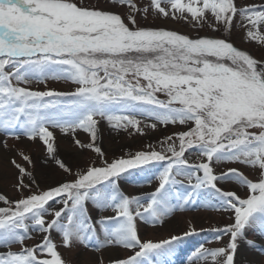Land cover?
Here are the masks:
<instances>
[{"label":"snow or ice","instance_id":"1","mask_svg":"<svg viewBox=\"0 0 264 264\" xmlns=\"http://www.w3.org/2000/svg\"><path fill=\"white\" fill-rule=\"evenodd\" d=\"M116 8L122 11L111 10ZM150 12L172 19L179 15L186 21L190 17L189 22L200 27L210 13L225 31L231 30L238 15L247 39L264 45V6L238 8L235 0H150L142 7L134 0H108L107 7L89 6L84 0H0L3 149L9 138L39 140L47 158L70 173L56 159L55 129L71 134L79 148L103 156L95 144L101 120L116 131L131 129L140 135L158 124L193 125L167 136L160 151L141 150L105 160L103 166H90L70 182L16 201L0 195V202L7 205L0 207V248L21 245L19 252L0 251V264H66L51 238L53 231L66 249L91 244L90 250L98 253L110 254L117 247L132 253L109 264H163L173 245L195 230L158 242L142 241L137 219L162 224L177 209L194 204L201 193L210 198L202 206L215 207L210 201H216L218 210L232 213V222L211 230L227 235L228 242L216 249L201 246L193 253L197 261L254 264L241 258L242 250L264 253V245L248 239L249 232L264 237V61L227 38H191L174 30L137 26V14L146 18ZM50 79L77 87L64 92L21 86ZM78 131L89 134L91 142L76 139ZM191 149L203 158L201 162L185 158ZM18 154L32 165L28 155ZM10 163L18 170V190L30 187L24 177L35 183L32 173L15 159ZM214 163L258 168L259 177L248 179L237 168L217 174ZM154 164H161L162 170L146 198L121 192L117 181L122 174ZM221 182L236 183L246 193L242 197L224 190L218 186ZM49 202L62 206L50 211ZM86 202L114 215L93 220ZM49 215L51 220H46ZM30 229L44 235L40 243L24 247L31 239ZM98 264H105L103 256Z\"/></svg>","mask_w":264,"mask_h":264},{"label":"rangeland","instance_id":"2","mask_svg":"<svg viewBox=\"0 0 264 264\" xmlns=\"http://www.w3.org/2000/svg\"><path fill=\"white\" fill-rule=\"evenodd\" d=\"M79 2V0H77ZM138 6H146L150 3V0H134ZM84 3L89 6L107 7L108 0H84ZM238 8H243L245 6L255 5L258 8L264 6V0H235ZM113 11H122L119 8L111 9ZM187 15V14H185ZM137 26L139 27H152V28H165L168 30L177 31L180 34H185L191 38L196 37H216V38H227L229 42L240 49L247 51L253 58L264 61V45L248 40L246 37L245 28L241 27V19L237 15L234 19L230 31H225V26L220 24L217 25L211 16L207 14V21L202 27L195 26L194 22L186 21L182 18L172 19L171 16L168 18L154 16L151 12L145 18L141 14L136 16ZM127 23V21H125ZM213 25L216 27V31L212 30ZM131 27V25H129ZM36 91L45 90H55V91H72L77 87V85L70 82H65L63 80H47L45 83H31L28 85H21ZM161 99H164L163 95H160ZM150 122V121H145ZM143 126V125H142ZM193 125L191 123L187 125H159L155 130L145 129V134L140 135L138 133L132 132L131 129L128 131H116L112 129L106 121L101 120L98 124L97 129V139L95 144L100 147L103 156H100L88 148L81 149L76 144L71 134L63 135L58 129L53 130L55 139V156L56 159L61 160L70 170V173L64 172L58 167L54 160L47 158V153L44 145L36 141H28L24 137L19 140L9 138L7 140L8 148L3 149L2 144H0V195H4L10 201H16L24 198L32 193H38L40 191L47 190L51 187L58 186L64 182L72 181L76 174L85 171L90 166H103L105 160L111 162L115 158H127L129 154H135L137 151H150V150H161L160 142L163 141L167 136L172 135L176 132L187 131ZM111 131V137L117 138L107 140L102 133L106 130ZM255 131V130H253ZM129 132H132L130 135ZM75 138L79 139L82 143H90L89 134L83 131H78L75 134ZM4 139L0 136V142ZM113 140V141H110ZM152 145V148H149ZM178 145V141H177ZM125 147V148H121ZM23 152L24 155H28L32 160V165L27 164L22 157L18 154ZM185 158L189 160L190 163H199L203 159L198 155L196 150L191 149L185 153ZM15 159L18 164L26 169V171L31 172L35 183H32L28 177H24V182L29 184V188H24L18 190V170L11 165L10 161ZM214 170L217 174L221 171H226L228 168H237L241 173L244 174L248 179L256 181L259 177V169H253L250 166H244L240 164L231 163H220L213 164ZM162 170L161 164L150 165L141 170H130L127 173L122 174V176L117 181L119 189L121 192L129 197H147L149 193L154 191L155 187L158 185V180L155 178L159 171ZM178 179H182L178 177ZM186 183V181H185ZM38 185V187H37ZM226 182H221L218 184L224 190H234L238 195L244 196L246 189L240 185H235L233 187L227 186ZM133 187H142L138 192H131ZM183 191V189H181ZM143 194V196H142ZM146 194V195H144ZM205 199H210L207 197L206 193H201V195L196 199L194 204L189 205L184 210L177 209L174 214L166 218L162 224H156L152 226L144 221L137 219L138 234L142 241H153L158 242L164 239L170 238L172 235L182 236L183 233L194 229L195 233L191 236L184 237L179 243L173 245V252L162 258L163 264H206L205 261H197L193 257V253L203 246L206 249H216L224 246L229 237L227 235H221L211 231L214 228H223L225 225L230 224L232 220L231 212L219 209L216 201H210L213 206H202V201ZM147 202L146 199L144 201ZM7 205L0 202V207H6ZM62 205L56 204L54 202H49L47 206L50 211L58 210ZM86 207L89 210V214L93 217V220L99 219L101 217L112 216L114 212L109 210H100L96 208L91 202H86ZM51 216H45L46 220H51ZM31 239H26L24 241V247H33L40 243L43 233L31 231ZM220 235V239L217 240L216 237ZM51 238L54 243L57 244L58 251L61 253L66 264H98V258L103 256L105 264H109L110 259L106 251L94 252L91 249V244L89 248H85L79 244L66 249L61 246L60 234L53 231L51 233ZM248 239H256L257 243L264 245V237L259 235H253L249 232ZM243 243V242H242ZM21 249L20 244H15L11 249L0 248V251L11 250L13 252H19ZM114 254L118 258H125L132 254L129 250L122 247L114 248ZM242 258L246 257L247 260L254 262V264H264V253L259 250L246 251L242 250ZM190 257H193L191 260ZM207 264H211L209 260Z\"/></svg>","mask_w":264,"mask_h":264},{"label":"bare ground","instance_id":"3","mask_svg":"<svg viewBox=\"0 0 264 264\" xmlns=\"http://www.w3.org/2000/svg\"><path fill=\"white\" fill-rule=\"evenodd\" d=\"M102 135H104L105 137H106V139L107 140H109V139H111L112 137H111V131H109L108 129L104 132V133H102ZM112 139H114V140H116L117 138H112ZM110 141H113V140H110ZM121 148H125V147H121ZM228 185L227 186H229V187H233V186H235V185H237L236 183H233V182H226ZM142 188V187H141ZM140 187H133L132 189H131V192H138L139 191V189H141ZM144 195H146V194H144ZM142 196H143V194H142ZM258 245H260V244H258ZM107 253V255H108V259H116V258H118V257H116V255L114 254V250L112 249L111 250V253L109 254L108 252H106ZM241 258H242V256H241ZM253 261V260H252Z\"/></svg>","mask_w":264,"mask_h":264}]
</instances>
